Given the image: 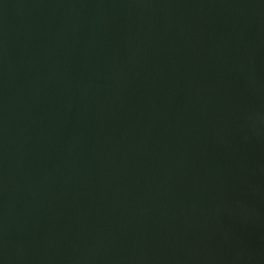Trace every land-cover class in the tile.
Wrapping results in <instances>:
<instances>
[{"label": "water", "instance_id": "obj_1", "mask_svg": "<svg viewBox=\"0 0 264 264\" xmlns=\"http://www.w3.org/2000/svg\"><path fill=\"white\" fill-rule=\"evenodd\" d=\"M0 264H264V0H0Z\"/></svg>", "mask_w": 264, "mask_h": 264}]
</instances>
